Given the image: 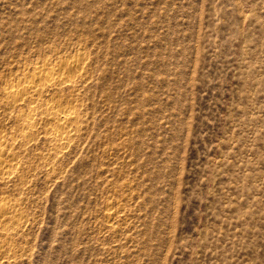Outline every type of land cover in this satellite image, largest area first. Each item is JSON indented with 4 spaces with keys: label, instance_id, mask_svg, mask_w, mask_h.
Returning <instances> with one entry per match:
<instances>
[{
    "label": "rangeland",
    "instance_id": "obj_1",
    "mask_svg": "<svg viewBox=\"0 0 264 264\" xmlns=\"http://www.w3.org/2000/svg\"><path fill=\"white\" fill-rule=\"evenodd\" d=\"M0 166V264H264V0H0Z\"/></svg>",
    "mask_w": 264,
    "mask_h": 264
},
{
    "label": "bare ground",
    "instance_id": "obj_2",
    "mask_svg": "<svg viewBox=\"0 0 264 264\" xmlns=\"http://www.w3.org/2000/svg\"><path fill=\"white\" fill-rule=\"evenodd\" d=\"M74 68L75 69H79L78 65H75ZM55 70L56 69H54V71ZM35 73H39V75H40L41 70L37 68L35 70ZM61 76L55 75L54 73L53 74H47L46 76H44V78H42L43 81H44L43 84H45L47 86H50V87L51 86H55L56 87V86L65 85L66 83L69 82L67 79H65L64 77L62 78ZM42 79H41V81H42ZM33 83L17 85V86H15L14 90H13V86H12V88H8L4 92V96H5V98L9 99V101H10V99H12L11 101L13 103H15V104H17L19 101H21L20 99L15 98L16 95H17V92H21L22 94L29 95L31 97L39 96L40 95V93L38 91L39 89L37 90L38 86H37V84H33ZM72 113H71V111L69 109H66V108L59 109V110L56 107H53V106H51L49 108V112H48L49 118L48 119L51 120L53 122V124H55L56 128L51 130V132L48 133V134L50 136H52L55 141L62 142L63 144H67L66 142L69 141L70 135L67 132L68 131L67 129L69 128L70 124L74 121V119H73L74 117L72 116ZM3 171H4V168H2L0 166V176L4 175ZM0 209H1L2 212H4V211H6V206L2 205ZM3 228H6V227H3Z\"/></svg>",
    "mask_w": 264,
    "mask_h": 264
}]
</instances>
